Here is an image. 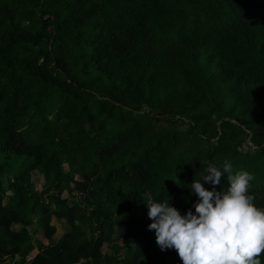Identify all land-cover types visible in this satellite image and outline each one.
Returning a JSON list of instances; mask_svg holds the SVG:
<instances>
[{
    "label": "trees",
    "instance_id": "16d2710c",
    "mask_svg": "<svg viewBox=\"0 0 264 264\" xmlns=\"http://www.w3.org/2000/svg\"><path fill=\"white\" fill-rule=\"evenodd\" d=\"M224 160L264 207V0H0V264H182L143 198Z\"/></svg>",
    "mask_w": 264,
    "mask_h": 264
},
{
    "label": "clouds",
    "instance_id": "9594fccd",
    "mask_svg": "<svg viewBox=\"0 0 264 264\" xmlns=\"http://www.w3.org/2000/svg\"><path fill=\"white\" fill-rule=\"evenodd\" d=\"M226 174L228 187L216 191ZM254 176L229 160L209 164L188 188L196 200L182 215L166 200L143 199L159 249L175 250L182 264H262L264 207L249 194ZM205 185H210L206 188Z\"/></svg>",
    "mask_w": 264,
    "mask_h": 264
},
{
    "label": "rangeland",
    "instance_id": "374dc122",
    "mask_svg": "<svg viewBox=\"0 0 264 264\" xmlns=\"http://www.w3.org/2000/svg\"><path fill=\"white\" fill-rule=\"evenodd\" d=\"M65 169L67 168V165L64 167ZM34 182H35V186H36V190L37 191H42V189L44 188V184H45V180L44 177H42L39 173H35L34 174ZM63 198H68L70 201L71 205H76V204H80L82 206H84V199L81 193L78 192H74V193H69V192H65L63 194ZM6 205H10L9 201H6ZM89 214L87 210H83L80 215H79V221H80V232L86 233L87 235L89 234L88 229L86 228V223H87V218H88ZM55 225L58 229V233H57V240L59 239V237H61L63 234H65L67 231L70 230V226L65 222V221H56L55 220ZM20 227H18L17 229H19ZM32 231L36 230V227H32L30 228ZM42 239V240H41ZM44 237H42V234L40 235H36V237L33 239V242L35 244V250L34 252H32L29 256V258L33 257L36 252H38V245H37V240H41L43 241ZM45 243H48V241L44 240ZM55 244V242L53 243ZM172 264V263H170Z\"/></svg>",
    "mask_w": 264,
    "mask_h": 264
},
{
    "label": "crops",
    "instance_id": "0c3cea01",
    "mask_svg": "<svg viewBox=\"0 0 264 264\" xmlns=\"http://www.w3.org/2000/svg\"><path fill=\"white\" fill-rule=\"evenodd\" d=\"M37 253H38V252H36V254H37ZM36 254H35V255H36ZM35 255H34L33 257H35ZM33 257H31V259H32Z\"/></svg>",
    "mask_w": 264,
    "mask_h": 264
}]
</instances>
